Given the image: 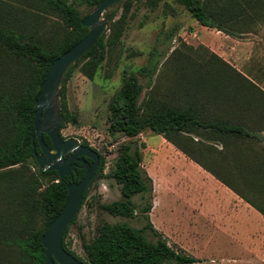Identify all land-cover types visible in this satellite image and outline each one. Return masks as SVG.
<instances>
[{"label":"trees","instance_id":"trees-1","mask_svg":"<svg viewBox=\"0 0 264 264\" xmlns=\"http://www.w3.org/2000/svg\"><path fill=\"white\" fill-rule=\"evenodd\" d=\"M100 1L0 0V264H46L42 236L65 205L70 178H61L56 170H42L35 158L33 142L36 151H41L37 137L33 139L37 101L51 63L89 31L82 24L86 15H81L78 6L86 4L93 10ZM159 1L147 0L152 9ZM175 1L200 24L233 36L253 32L258 22L264 23V0ZM132 6L133 0H126L118 19H115L117 11L104 12L110 34L105 32L67 73L62 85L64 121L61 129L68 123L79 122L78 115L67 104V81L76 68L94 79L109 52L120 43ZM30 8L36 12H31ZM48 14L58 15L65 32L60 39L43 44L36 30L42 24L40 18ZM28 25L32 30H27ZM160 56L161 53H152L147 64L125 72L108 109L110 132L128 139L121 143L114 165L107 173L104 172L105 157L99 152L100 164L95 176L113 177L121 185V198L104 205L107 211L114 216L133 218L139 209L146 224L137 228L128 222L103 223L96 237L83 243L87 259L79 257L69 247V225L63 245L85 264H191L198 261L183 249L173 247L151 221L153 179L142 167L141 146L146 144L139 145L135 140L146 129L162 135L264 214L263 205L242 192L243 182L226 179L240 171V143L264 140L259 132L264 129V90L216 56L220 63L187 61L179 65L185 73L178 83L184 85L182 104L162 100L155 90L140 102L144 90L140 77L148 78V87L153 88ZM43 139L52 145L46 133ZM31 166L36 170L32 171ZM77 174L74 179L80 181L85 170L78 167ZM47 178L50 182L44 185L42 181ZM244 184L253 189L257 182ZM87 195L88 188L83 204ZM136 195L143 200L141 206L133 199ZM145 229L150 230L156 240L149 239Z\"/></svg>","mask_w":264,"mask_h":264},{"label":"rangeland","instance_id":"rangeland-1","mask_svg":"<svg viewBox=\"0 0 264 264\" xmlns=\"http://www.w3.org/2000/svg\"><path fill=\"white\" fill-rule=\"evenodd\" d=\"M125 1L120 0L107 11H117L115 19H118ZM78 7L83 16L92 11L86 4ZM30 10L36 12L32 8ZM40 19L43 20L36 30V36L43 44L64 35L65 26L58 15L48 14ZM27 30H32V27L28 25ZM254 30L233 36L200 24L175 0H160L155 9L147 0H133L120 43L109 52L94 79L76 68L67 81V104L78 115L79 122L63 127L62 136L66 139L76 137L82 144L101 152L106 160L104 172H109L121 143L128 139L120 133L113 135L110 132L109 103L121 86L125 72L147 64L152 53L162 54L161 63L153 78V88L148 87V78L140 77L144 85L140 102L155 90L162 100L180 103L184 99V85L179 86V78L185 73L179 65L183 66L187 61L220 63L216 56L264 90V23L258 22ZM110 32L108 27L106 34ZM109 73L111 75L107 77ZM135 140L139 145L142 142L146 144L145 147L141 146L142 167L153 179L151 221L173 247L198 258L197 262L191 264H224L223 258L232 255L229 250L232 247L228 245V242H234L232 237L248 242L253 253L257 251L258 244L264 252V222L259 215L249 212L246 223L235 217L228 221L235 210L225 211L222 208L220 212L216 211L218 202L212 188L207 186L201 174H196L206 172L190 157L150 129L144 130ZM31 169L36 170L33 166ZM42 182L45 185L50 179ZM120 198L121 185L113 177L105 175L93 179L85 203L70 225L67 236L69 247L79 257L87 259L83 243L95 238L105 222H128L137 228L144 227L146 220L139 209L133 218L114 216L105 209L104 205ZM133 199L139 206L142 205L143 200L139 195ZM239 222L241 226L244 223L241 230L234 228ZM144 233L149 239L156 240L150 230L145 229ZM239 249L232 251L237 254ZM228 263L236 264L234 260Z\"/></svg>","mask_w":264,"mask_h":264},{"label":"water","instance_id":"water-1","mask_svg":"<svg viewBox=\"0 0 264 264\" xmlns=\"http://www.w3.org/2000/svg\"><path fill=\"white\" fill-rule=\"evenodd\" d=\"M118 0H101L99 4L82 19V24L89 28L88 33L69 50L61 54L50 65L38 101L34 118L33 139L37 137L41 151L34 155L44 171L56 170L61 178L71 177L68 183V196L61 212L51 221L42 236L46 249V264H85L63 245L64 234L77 216L83 205L84 195L96 176L100 164V155L89 145L82 144L76 137L63 138L61 126L64 121L62 111V85L69 70L82 58L108 31L109 23L104 12ZM46 133L52 145L44 142ZM70 153V155L65 156ZM93 160L90 164L84 157ZM82 157V158H80ZM86 168V174L80 181L73 180L76 161Z\"/></svg>","mask_w":264,"mask_h":264},{"label":"crops","instance_id":"crops-1","mask_svg":"<svg viewBox=\"0 0 264 264\" xmlns=\"http://www.w3.org/2000/svg\"><path fill=\"white\" fill-rule=\"evenodd\" d=\"M259 132L264 137V129H260ZM240 144V171L239 173H236L235 171L234 177L228 176L226 177V179L243 182L241 184L242 192L264 207V140L258 142L243 141ZM192 161L196 163L194 160ZM196 164L206 172H196V174H201L207 186H210L212 188L213 194L216 196L218 202V206H216L217 212L218 210L220 212L222 208L225 211L233 209L235 210V214H231L228 221H230V219L232 220L235 217L239 218L240 222L243 221L244 223L248 222V214L249 212H251L255 216L259 215V217H261L264 222V214L259 209L254 207L241 194L237 193L231 187L223 183L219 178L212 174V172L203 168L200 164ZM192 168L194 170L193 166ZM251 181L257 182V185L253 189H248L247 187H245L246 184H244V182ZM240 222L234 226L235 229H243L244 223L242 222L241 226L239 225ZM232 238L234 239V242H228L230 248L232 247V249H229L232 255H227L223 258L225 260L224 264H230L228 263L229 260H234L236 264H264V252H262L260 244L257 245V251L253 253V251L249 248L248 242H244L240 238ZM235 248H240L239 251H237L239 253L236 254L232 251ZM233 255L236 256L233 257ZM211 259L214 260V258Z\"/></svg>","mask_w":264,"mask_h":264},{"label":"flooded vegetation","instance_id":"flooded-vegetation-1","mask_svg":"<svg viewBox=\"0 0 264 264\" xmlns=\"http://www.w3.org/2000/svg\"><path fill=\"white\" fill-rule=\"evenodd\" d=\"M97 152H98V151H97ZM98 153H99V152H98ZM68 155H70V153L66 154L65 156H68ZM80 158H82V157H80ZM84 158H85L86 160H88L90 164L93 163V160H92L91 158L86 157V156H85ZM76 163H77V166H76V172H77L78 167H81L82 169L85 170V174H86V168L82 167L81 162H80L79 160H77ZM77 175H78V174H74V175H73V180H75L74 178H75V176H77ZM83 177H84V176H83ZM69 178H70V181H71L72 178H71L70 176H69Z\"/></svg>","mask_w":264,"mask_h":264},{"label":"bare ground","instance_id":"bare-ground-1","mask_svg":"<svg viewBox=\"0 0 264 264\" xmlns=\"http://www.w3.org/2000/svg\"><path fill=\"white\" fill-rule=\"evenodd\" d=\"M153 175V174H152ZM153 177V176H152ZM157 178H155L154 180H156ZM156 182V181H155Z\"/></svg>","mask_w":264,"mask_h":264}]
</instances>
